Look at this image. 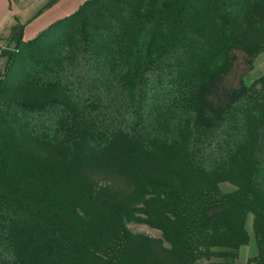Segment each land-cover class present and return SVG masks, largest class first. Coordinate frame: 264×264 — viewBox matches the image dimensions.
Segmentation results:
<instances>
[{
  "label": "trees",
  "instance_id": "16d2710c",
  "mask_svg": "<svg viewBox=\"0 0 264 264\" xmlns=\"http://www.w3.org/2000/svg\"><path fill=\"white\" fill-rule=\"evenodd\" d=\"M262 48L264 0H86L19 42L0 264H234L249 214L264 264V77L225 85L233 52Z\"/></svg>",
  "mask_w": 264,
  "mask_h": 264
},
{
  "label": "crops",
  "instance_id": "0c3cea01",
  "mask_svg": "<svg viewBox=\"0 0 264 264\" xmlns=\"http://www.w3.org/2000/svg\"><path fill=\"white\" fill-rule=\"evenodd\" d=\"M86 0H0V77L17 50L19 42H28L71 15ZM239 249L234 264H247L257 254L255 242Z\"/></svg>",
  "mask_w": 264,
  "mask_h": 264
},
{
  "label": "rangeland",
  "instance_id": "374dc122",
  "mask_svg": "<svg viewBox=\"0 0 264 264\" xmlns=\"http://www.w3.org/2000/svg\"><path fill=\"white\" fill-rule=\"evenodd\" d=\"M229 8H232L231 4H229ZM209 11L211 10L209 9ZM90 22H92V20ZM233 54H235V60L232 64V67H230L225 76V85H237L238 80H240L246 87H249L251 85H257L255 82L264 77V48L259 50L258 53H256L249 60L246 59V57L242 53L233 52ZM219 188L222 192H230L235 189L234 186L227 182L221 183L219 185ZM127 227L134 234L144 235L151 238H161V233L159 231L152 229L142 223L129 222L127 223ZM246 228L248 230L250 238L253 242H255V238L252 231L251 214H249L247 218ZM164 245L168 247L166 243H164ZM200 264H207V262L201 261Z\"/></svg>",
  "mask_w": 264,
  "mask_h": 264
}]
</instances>
